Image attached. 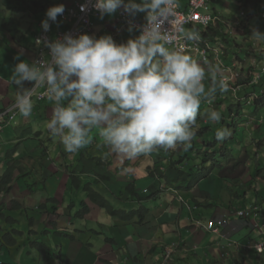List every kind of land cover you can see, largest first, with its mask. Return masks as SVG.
Instances as JSON below:
<instances>
[{"label":"crops","instance_id":"0c3cea01","mask_svg":"<svg viewBox=\"0 0 264 264\" xmlns=\"http://www.w3.org/2000/svg\"><path fill=\"white\" fill-rule=\"evenodd\" d=\"M105 1L109 6L114 4L118 9H125L130 17L140 21H146L154 11L163 7L164 2V0ZM189 2L190 0H178V5L181 10H189ZM55 6L52 5L51 16ZM118 12L108 9L103 17L99 18L101 19L100 21H97L98 18H94L95 24H98L95 30L92 33H86L88 35L84 34L79 37L68 49L67 54L70 63L67 67V73L70 70L71 75H67L61 84L60 99H50L44 103L36 101L33 105L21 109L13 122L8 117H2L1 114L10 109L8 107L20 99L25 90L30 88L34 82L33 80L32 83L23 86L29 81L30 76L33 75V63L36 56L34 42L33 62L26 66L22 57L18 56L21 62H14L9 59L11 65L6 69L0 67V89L9 103L11 100L13 101L6 105L5 100L0 107V133L6 139L9 135L5 127L7 125L10 126L11 123L17 124L13 133L16 145L13 159L24 160L26 165L25 167L22 166L17 176L25 172H33L34 174L47 176L45 178L46 181L44 180V185L48 179L53 177L61 178L60 182H62L65 172L60 167L62 166L60 160H64L67 162V169L72 173L71 176L73 177L84 176L83 172L86 173L84 169L88 172L94 171L92 173L100 176L98 178L100 183L96 184L97 187H101L113 194L116 191L117 197L114 198V201H117L120 206L124 204L125 207L132 206V210L139 209L142 206L146 210L144 220L147 224L130 226L135 229V235L132 234V229L121 232L115 226H112V229L111 227L109 229L103 227V234L106 235V249H100V251L96 252V246L93 243L85 244L83 248L78 250L77 255L76 253L73 254V264H126L128 259V264L129 261L134 264H148L149 262L151 264H179L181 261H186V264H198L195 257L188 261L189 252H192L194 256L200 255L201 257H206V259L210 258L214 255L213 251L222 252L219 248H225L226 244L227 248L229 245L232 246V239L237 236V232L245 231L249 227L243 228V223L246 219L243 220L237 215L234 217L223 216L221 210L214 208L213 205L212 208L214 210L209 206H202L204 200H209L210 198L212 200L213 198L220 199L219 191L216 190L217 185L207 189L208 187L205 186H207L208 182H206L200 185L201 190L197 186L194 189L184 191L176 188L172 189L167 182L166 184L161 179H155V177L151 176L156 175V170L163 171V169L160 167L162 164L159 169L155 166V160L152 156L154 154H151V151L154 150L151 145L154 142L152 138L146 139L149 134L147 123L151 117L155 119L158 114H163V117L168 119L167 124L169 125L170 123L169 127H165L167 131L169 130L167 137L171 136L168 139L169 141L162 140V138L160 140H162L163 146L169 144L168 142L176 137L175 133L180 136L179 129L181 126L179 124L184 122L185 118L191 117L192 121L195 120L196 116H193L196 113L195 105L201 102L202 93L207 94L209 92L208 94L215 95L216 91H219V80L223 72L220 67L212 63H203L201 58L199 60L192 54H186L177 64V68L191 76V79L185 80L188 82L184 83L185 81L183 82V80L174 77L173 72L168 69V65L171 62L175 63L171 48L163 42H158L154 45L148 44L131 62L132 76L125 80L124 85L128 91V97L123 101H119L109 94V86L113 81L123 77L122 66L132 56L128 42L134 40L137 37V33L134 29L124 28L120 25ZM218 12L221 11H218L215 7L211 11L217 18L219 17ZM50 23L51 19L49 22L41 24L39 29L36 28V32L50 25ZM35 27L37 26L35 25ZM59 28H61L60 24H53V35ZM193 31L195 29L192 27L188 30L189 33ZM200 32L213 46L219 47L224 51L225 55L227 54L226 49L231 52L228 60L225 56H222L227 65L238 64L237 58L239 56L237 57V55L242 54L239 52L240 48L236 47L235 41L232 39L229 41L230 46L228 43L223 44V37L228 39L230 35L219 19L210 28L202 29ZM90 63L91 66L87 68V64ZM203 65H207L209 67L208 70ZM199 77H207L210 80L207 86L206 84L198 83L197 79ZM70 81L73 82L70 83ZM205 86L208 87V90L205 89ZM193 90H196V94L192 93L191 95L189 92ZM80 92L83 94L80 95ZM65 96L68 98L66 99ZM60 100H63V102L59 103L58 101ZM47 102L53 103L46 105ZM175 106L179 107L175 108ZM154 107L158 108V112L153 109ZM146 110L148 111L147 116H145ZM176 112H186V116L182 114L178 116ZM206 123L209 124L210 122L207 120ZM115 125L121 128L118 138L115 131L110 132V128L116 127ZM33 127L35 130H33ZM125 128H128L129 136L124 135L122 139L121 133ZM105 130L107 133L109 132V138L99 140L101 135L106 133ZM26 133L43 141L46 140V142L51 141L50 145H52V148L45 147L42 151L39 150L37 141L28 142L24 139ZM183 133L185 132L183 131ZM133 136H135V142L132 141ZM150 137L153 136L150 135ZM190 139V137L185 138L180 143L173 141V151L179 148L180 145L184 146L190 143ZM144 141L149 143L145 144ZM103 143L108 145L107 153L101 151ZM81 145H84V156L79 158L75 152L81 150ZM51 151L55 152V158H57L59 164L52 167L49 162H46V167H52L48 169L43 166V162L48 159L47 156H50ZM66 151L70 153H66ZM140 157L142 159H139ZM98 158H102L103 165L98 163ZM41 159H43L42 162ZM127 159L132 161V167L127 168L124 165ZM118 160H121L122 164H119ZM168 161L170 165H173L170 160ZM172 167L168 169L171 173L166 175L171 180H175L179 177L178 169L180 166L178 169L175 166ZM108 172H112L114 176H108ZM149 172L153 174L149 176ZM115 176L117 177L113 178ZM185 178L183 177L182 180H185ZM150 179L152 181H148ZM140 180L142 181L139 183ZM68 181L71 182L70 179L65 180L64 187ZM89 181L85 180L86 183ZM143 181L154 183L157 186L154 192L157 196L154 200H143L139 204L133 201L136 198L133 194H130L134 191V187L137 194L144 190L148 192L146 195H154L151 189L144 186L145 184L142 187L139 185ZM23 185L24 181L14 185L12 192L14 197H17L15 194L18 191L22 192L24 190V188H21ZM112 186L116 188L115 191ZM164 188H167V190L165 191ZM71 189H75V186ZM121 193L123 198L119 197ZM144 195L141 194L140 196ZM36 200L35 198L34 201ZM41 200L43 202L46 201L43 198ZM20 202H24V200ZM37 202L36 205L39 206ZM73 203L76 204L75 201ZM110 203L111 206L114 204L113 202ZM32 204H34L33 201ZM117 207L118 205L113 206L114 210H121V208L118 209ZM76 208L78 209L79 207ZM90 210L93 212V208H90ZM103 210L102 213L107 214L106 209L103 208ZM63 215H66L65 212L56 216L60 219L58 223L62 226L68 221L63 219ZM108 215L110 218L102 217L99 221L95 215L92 217L88 216V218L97 220L98 224L104 221L109 226L114 225L117 221L111 222L110 219H113V217L110 213ZM221 217L230 218V224L222 228L220 233L215 234L203 228H196L197 222L200 221L199 219L209 221ZM88 218L83 220L87 221ZM37 222L39 221L37 220ZM58 223L55 222V224ZM117 225L123 226L121 221ZM76 230L78 234L82 233L89 236L90 232L94 231V227L86 225L85 228L82 226ZM123 233L126 234L125 237H123ZM25 236L27 237V235ZM158 236H161L162 239L156 244L154 240ZM24 239L25 237L19 238L18 243L13 247H2L0 264H37L36 259L40 260L41 255L46 257L45 251L38 252L37 257L35 255L37 254L36 251L30 245V239H25V241ZM259 239L264 242L262 236H259ZM132 240L134 241L132 242ZM20 242L21 245H19ZM171 243L179 252L182 251L178 252L175 257H172L175 252L172 251ZM69 245L70 243L67 244V246ZM129 245L130 247H128ZM161 249L162 252H160ZM106 250H112V252H106ZM144 251H148L151 257L149 258ZM181 256H185V259L182 260ZM67 263L72 264V261L67 260ZM55 264H59L58 261H55Z\"/></svg>","mask_w":264,"mask_h":264},{"label":"rangeland","instance_id":"374dc122","mask_svg":"<svg viewBox=\"0 0 264 264\" xmlns=\"http://www.w3.org/2000/svg\"><path fill=\"white\" fill-rule=\"evenodd\" d=\"M82 2L83 0H51V6L52 5H59L63 8H70L76 5L77 2ZM76 2V3H75ZM62 5H60V4ZM74 4V5H73ZM210 9L213 10L214 7L221 12L219 13V21L220 23L226 27L229 33L228 40L230 41L231 39L235 41L236 47L240 48L239 52L242 54L237 58V65H238V70L240 71V76L238 80L232 84V90H230L228 93L225 95H222V92L220 94L212 95V94H204L202 93V96L204 99H213L211 104L209 105L207 102H204L203 100H200L201 102L197 103L195 105V110L198 111V108H200L202 111L199 113H196L195 120L192 121V118H185L184 122L178 123L181 126V131H184L185 133H181V141H183V138L190 137L191 139L194 136V132L198 130L197 125L199 124L200 121L205 120V122L209 118H214L218 117L219 118V125L217 124L216 121H214L211 125L212 129L208 134H205L204 136H198L196 138V142L198 143L197 147L201 149V156H200V162L202 166L206 164L205 159H209L211 162V165L213 164V159L215 158V155L210 157V150L205 147V142L206 141H214L215 138L217 137H226L228 135H231L234 139V143L231 144L230 148L232 150V155L237 157V159L229 164L228 170L226 172L222 173L221 176L226 179H230L235 175V173L242 175L240 177V181L236 180V187H227L224 185V188L219 191L220 196L218 199L219 201L215 202L211 198L209 200H204V205L209 204L213 205L214 208H218V210H221V213L223 216H228V217H234L237 213V211H240L242 208L238 206H234V202L236 201V198L234 196V192L232 190H236L234 188H238V186L243 183L242 187L244 191L252 192V188L248 187V183L252 185L257 184L256 187V192L257 194L255 195L253 192L249 195L251 200L254 201L256 200L257 195L260 196L261 202L258 204V211L255 213L259 214V217L256 216V219L254 220L253 216L251 217L252 222H249L245 220L243 223V228L244 227H249L245 231H238L237 236L233 237L232 239V246L229 245L227 248V244L225 248H219L222 252H216L213 251V256L210 258L206 257H201L200 255L195 256L197 259V263H202L204 264H264V249L263 251H259L257 248L254 247L255 244L261 243L262 240L260 241L259 236H262L264 238V223L261 221H258V218H263L264 219V181L261 180L260 178H254L255 175V170L256 169H261L264 171V107H260L259 110H257V107L255 104H253L252 98L248 95L246 97H242L241 91H244L247 88H252L254 85H258V83L264 81V0H216L210 3ZM8 17L10 16V13L7 14ZM50 13V9L47 10L44 13H40L38 15L32 16L31 18L25 14L24 16L19 15V17L22 19L21 23V28L23 29V32L25 33V42L23 46H20L16 44L12 38L7 35L8 37V44L4 45L1 51V59H0V67L7 68L10 64V60L12 59L14 62H21V59H18V56H21L23 59V63L27 66L32 60V54L34 50L33 42H34V37L35 34L34 31L35 29H39L40 25L45 24L52 19V16ZM18 17V19H19ZM20 20V19H19ZM101 19H98L97 21H100ZM42 22V23H41ZM35 25L37 27H35ZM98 25V24H97ZM95 24V28L97 26ZM43 27V26H42ZM46 27V26H45ZM56 28V24H55ZM92 33V32H89ZM88 35V34H86ZM228 48V47H225ZM227 50V54L225 57L227 60L229 59V55L231 52ZM35 55V54H34ZM3 59V60H2ZM2 60V61H1ZM200 60V59H199ZM198 60V61H199ZM91 66L90 64H87V68ZM206 66L208 70L207 65ZM29 68V67H27ZM68 75H71L70 70H68ZM174 76V75H173ZM260 77V78H259ZM207 78V77H206ZM258 78V79H256ZM185 80H183L184 82ZM210 80L204 81L201 84H206ZM73 81H70L72 83ZM188 81H185L184 83H187ZM212 82V81H211ZM11 85V84H10ZM205 86V89L208 90V87ZM264 86V85H263ZM192 90V89H191ZM219 91H221L219 89ZM196 90L189 92L191 95L192 93H195ZM255 92V91H253ZM200 93V92H198ZM83 94L80 92V95ZM196 94V93H195ZM201 96V97H202ZM67 99L68 97L65 96ZM6 100V105L12 103L8 102L7 98H4V95L2 94V91L0 89V107L3 105V101ZM55 100V99H51ZM49 101V100H47ZM46 101H43L41 103H44ZM59 103H62L63 100L58 101ZM239 102L241 103L242 106L239 107ZM16 103V102H15ZM14 103V104H15ZM35 103V102H34ZM53 102H47L46 105H49ZM185 103V102H184ZM13 104V105H14ZM13 105L9 106L8 108H11ZM33 105V104H32ZM212 106V107H210ZM153 109H156L155 107ZM238 109H240L238 111ZM148 110V108H147ZM146 110L145 116L148 115V111ZM232 111V112H231ZM174 112V111H173ZM253 112H257L256 115H253ZM186 116V115H185ZM156 118H159L160 120L156 122L157 126H161L162 128L169 127L168 119L166 117H163V114L158 116ZM172 119V118H171ZM170 119V120H171ZM222 121V124L221 122ZM166 123V124H165ZM206 125H209L208 123H205ZM17 125V124H16ZM16 125L14 123H11V125H7L5 129L8 132V137L4 139L3 135L0 133V157L2 158L3 164L6 165L8 162V158H4L6 154L10 150L16 149V145L14 143V131L16 129ZM102 125V124H101ZM116 127L110 128V132L115 131L117 133V138L119 137V134L121 132V128L115 125ZM130 129V128H129ZM33 130L35 128L33 127ZM167 131V129H164ZM226 130V131H224ZM169 131V130H168ZM167 131V132H168ZM178 131V130H176ZM106 133H103L100 137L99 140H106L109 138L107 131L105 130ZM129 130L128 128H125L122 133H121V138H124L125 136H129ZM176 134V139L179 141L180 136L178 133ZM204 134V133H202ZM26 139L28 142L30 141H37L38 144V149L42 151V149H45V147H51L50 145L51 141H43L40 138H36L35 136L26 133L25 135ZM135 136L132 137V141L135 142L134 139ZM221 139V138H219ZM180 141V142H181ZM62 142V141H60ZM145 144H148V141H144ZM162 143H160L159 147L161 146ZM163 145V144H162ZM9 146V147H7ZM152 147L154 146L151 145ZM186 146V145H185ZM185 146H182L184 148ZM156 148V147H155ZM162 151H164V146L162 147ZM208 149V153L206 150ZM161 151V150H160ZM66 153H70L67 152ZM2 154V155H1ZM172 154V153H171ZM169 155V154H168ZM154 156V155H152ZM171 156V155H170ZM191 156H194L193 153H191ZM48 159H45L43 162V166L46 167V162H49V165L51 164L52 167H55L58 165V160L55 158V152L51 151L50 156H47ZM160 157H154L155 162L159 159ZM44 159V158H43ZM41 159V162L42 160ZM139 159H142L141 157ZM177 159V158H176ZM32 161V160H31ZM163 161V160H162ZM119 164H122L121 160L117 161ZM60 163H62L61 169L62 171L65 172V177L62 182L61 178H50L47 180V182L44 185V182L46 181L45 178L47 176H41L37 173L33 172H25L26 174L25 177H23L24 184L28 182V185L31 186L35 194H40V192H44L40 194V198L47 200L48 197H53L55 199L54 205L57 206L55 211H51V215L48 216L46 219L47 215L42 216V211L40 210V207L36 205V202L32 204L31 210H28V213L24 212V214L27 216H34L36 219V226L33 227V230L35 232H42V229L39 231L38 226L40 225L38 221L41 219L45 221V225L43 227V241L41 242L44 244L48 250H44V247H40L38 245L31 244V247L36 251L37 254H35L38 257V252H44L46 253V257H42L41 259H36L37 264H55V261H58L59 264H70L67 263V260H71L72 264L74 261L73 254L76 253L79 249L83 248L85 244L88 245V243H93L96 246V252L100 251V249H106V244L105 243V237L106 235L103 234L102 228L105 227L106 229H109L112 226H115L117 230H120L121 232L125 230H130L132 229V234L135 235V229L133 227L128 226L127 223L132 224L134 226V220L138 218V216L131 215L130 218L128 219V216L130 212L134 211L131 208L132 206L125 207V204L123 206H120L117 201H114V198L117 197L115 187L112 186V189H114V194L108 191H105L101 187H97V185L92 184L91 188L95 190L96 192L100 193L102 196H104L108 201L113 202L114 204L112 206L118 205V209L121 208V211L126 212L124 215L120 212H118L117 217H113V219H110L111 222H115L114 225L109 226L107 223L104 221H101V224H98L97 220L99 221L102 217H107L110 218L109 215L102 213L104 210L98 204L95 202L93 199L89 198L90 192L86 191L85 189L82 188V190H75V189H69L66 186L64 187L65 180L70 179L71 174L68 169H67V162L64 160H60ZM132 161L130 159H127L124 163V165L128 167H132ZM157 165H160L157 163ZM21 166L25 167V163L23 160V163ZM52 167H46V168H52ZM162 167V166H160ZM173 168L172 166L170 167H162L163 169V174L171 173L168 169ZM168 170V171H167ZM86 172L87 170L84 169ZM148 171V170H147ZM17 171L16 173H18ZM70 175V176H69ZM83 180H84V186L86 184V181H92V180H97L100 178V176L88 172L84 173L83 172ZM151 175V174H150ZM149 175V176H150ZM161 173L159 170H156V175H151L155 177V179H158L161 177ZM264 175V173H263ZM108 176H114L112 172H108ZM117 176L113 177L116 178ZM110 178V177H109ZM161 179V178H159ZM45 180V181H44ZM166 183V179H161ZM142 180L139 181V183ZM152 181V179L148 180ZM226 181V180H224ZM54 182V183H53ZM208 182L207 189H210L214 187L215 183L213 179H208L204 183ZM19 183V182H18ZM229 183H232L230 181ZM58 184V185H57ZM62 184V185H61ZM145 184V185H144ZM167 184V183H166ZM220 185V182H218ZM61 185V186H60ZM141 187L147 186L148 189H151V191L154 193L156 191V185L151 182H145L143 181L141 184H139ZM234 185V184H233ZM24 186V185H23ZM71 187V186H70ZM110 187V186H109ZM203 187L204 189H206ZM58 190V191H57ZM72 190V191H71ZM141 190V189H140ZM166 191L167 188H164ZM163 190V191H164ZM244 191H240L241 193ZM72 192V193H71ZM123 193V191H122ZM122 193L119 195L120 198H123ZM152 193V194H153ZM233 193V196L231 195ZM139 194H148L147 191H142ZM217 194V191H216ZM17 197H14L13 193H6L3 194L0 197V203L7 202L8 204L10 202L15 201L14 199H19L18 201L20 202L21 200H24V203H27V198L30 196V191H25V193H22L21 191H18L17 194H15ZM24 195V196H23ZM118 198V199H120ZM35 197H33L32 200H34ZM38 200L37 204H46L47 201L43 202L42 200ZM129 199V198H127ZM75 201L76 205L74 208H71V204ZM89 204L90 208H93V212L96 216L97 220H91L88 219L87 221L81 220L79 217L81 215V212L85 208L82 206L83 202ZM43 202V203H42ZM32 203V201H31ZM52 201L48 202V204L45 207L50 208L52 205ZM247 205V204H246ZM76 207H79L78 209ZM223 207V208H221ZM28 208V207H27ZM25 208V209H27ZM212 208V210H214ZM221 208V209H219ZM249 209L247 210H257L256 207H252V205L248 206ZM70 212L73 214L72 216L77 218V220L74 222L73 227H65L60 225L58 222V217H56L58 214H62L63 212ZM84 212V211H83ZM71 214H66L63 219H67L68 217H72ZM80 214V215H78ZM122 215V216H121ZM20 218V224L19 228L24 233L25 235L28 233H33L30 232L31 225L29 224V221L25 220L24 217H19ZM132 219V220H131ZM230 219V218H229ZM3 219L0 218V221ZM200 221L197 222L196 228L197 229H205L203 219H199ZM65 221V220H63ZM122 221L123 226H118V222ZM41 222V221H40ZM57 222L58 224H55ZM249 224V225H248ZM26 225V226H25ZM42 225V224H41ZM86 225H89V227H94V231L90 232L89 236L82 234V233H77V230L75 227H86ZM25 226V228H24ZM242 226V225H241ZM45 232V233H44ZM241 232V233H240ZM24 235L25 239L26 236ZM126 234L123 233V237H125ZM257 238V239H256ZM161 236H158L154 240V242L157 244L159 240H161ZM248 239V240H247ZM243 240L252 241L255 244H250L249 247L251 250L245 254V256L242 255V247L236 248L234 247L235 245H240L241 241L244 243ZM134 240H132L133 242ZM131 242V243H132ZM67 246V244H69ZM173 243L170 244V246L173 248L172 251L175 252V254L172 257H175L178 255V249L174 246H172ZM242 244V243H241ZM21 245V242L20 244ZM159 245V244H158ZM3 247L2 240L0 238V251ZM17 247V246H16ZM130 247V245L128 246ZM152 247V246H151ZM163 247V246H161ZM78 248V249H77ZM145 250V249H144ZM112 252V250H110ZM109 250H106V252H110ZM162 252V249L161 251ZM182 252V251H180ZM179 252V253H180ZM144 253L147 254V256L150 258L151 256L148 254V251H144ZM194 254L192 252H189L188 254V261L193 258ZM162 257V255H161ZM182 257V256H181ZM45 258V259H44ZM185 259V256L182 257V260ZM211 259H216V262H208ZM129 260V259H128ZM128 260L126 264H128ZM149 261V259H147ZM84 261V260H83ZM186 261H181L179 264H186ZM129 264H134L132 261H129ZM148 264H151L150 262Z\"/></svg>","mask_w":264,"mask_h":264},{"label":"trees","instance_id":"16d2710c","mask_svg":"<svg viewBox=\"0 0 264 264\" xmlns=\"http://www.w3.org/2000/svg\"><path fill=\"white\" fill-rule=\"evenodd\" d=\"M52 6H51V0H0V59H1V51L4 45L8 44V37L7 35H9L12 40L20 45L23 46L24 42H25V33L23 32V29L21 28V23H22V19L19 17V15L24 16L25 14H27L30 18L32 16L38 15L40 13H44L47 10H51ZM8 13H10V16L8 17ZM19 17V19H18ZM35 36L39 33L34 31ZM222 36V35H221ZM224 43H229V40L226 37H223ZM235 43V42H234ZM237 56H240L239 54ZM264 81L258 83V85H254L252 88H247L244 91H241V96L242 97H246L251 94H256L255 96L252 97V100L254 101L253 104L256 105L257 110L260 109V107H264ZM255 91V92H253ZM221 91H216V94H220ZM128 97V91H127V95ZM60 99V98H59ZM242 106L241 103L239 102V107ZM179 106H175V108H178ZM156 108V107H155ZM162 109V108H161ZM160 109V110H161ZM158 112V108L154 109ZM240 109H238L239 111ZM200 111H202L200 108H198V111H196V113H199ZM232 112V111H231ZM193 116H195V114ZM257 112H253V115H256ZM142 114V113H139ZM185 115L186 112H176V115L180 116V115ZM195 118V117H194ZM193 118V119H194ZM159 118H155L153 119L151 117V119H149L148 123H147V128H148V132L149 130H151V128L153 126L156 125V122L159 121ZM216 121L217 124L219 125V118L218 117H214V118H209L208 122L209 125H206L205 120H202L199 122V124L197 125L198 130L194 132V136L192 139H190V143H187L186 146L184 148H182V145H180L179 148H177L175 151H173V147L172 144L174 142L176 143H180L181 141V133H183V131H181V129H179L180 132V140L178 141L175 138H173L170 142H168L169 137L165 138V140H168L167 142L169 144L164 145V151H162V147L163 145L161 144L162 147H159L161 140L160 137H150V134H148V138L146 139H150L152 138L153 142H154V150L151 151V154H154L153 157H160L156 162H155V166L159 169V166L162 164V167L166 166V167H170V166H175L177 169L180 166L179 170V177L176 178L175 180H171L169 177H167V175L163 174V171H159L162 175L161 179H166L165 181L171 185V188H176L179 190H191L196 188L197 186L203 184V182H205L208 179H213L215 185H217L216 190L217 191H221L224 188V185H226L227 187H236V180L240 181V177L242 175L235 173V175H233L232 178L230 179H226L223 178L221 176L222 173L226 172V170H228V166L229 164L232 162H234L237 157L232 155V150L230 148L231 144L234 143V139L231 135H228L226 137H216L214 141H206L205 147L208 148L210 150V157L212 158L213 155H215V158L213 159V164L211 165V162L209 161V159H205L206 164H204L202 166L201 162H200V156L202 155L201 153V149L197 147L198 143L196 142V138L199 136H204L205 134H208L212 127V123ZM222 124V121H220ZM226 131V130H224ZM167 132H162V136H164ZM204 133V134H202ZM188 138V137H186ZM221 138V139H219ZM185 140V138H183ZM174 141V142H173ZM84 146V145H83ZM81 145V150H77L75 152L76 156H78L79 158L84 156V147ZM98 147V146H97ZM156 147V148H155ZM107 149H108V145H106L105 143H103L101 145V151H104L107 153ZM180 149V150H179ZM208 149L206 150V152L208 151ZM161 150V151H160ZM16 151V149H15ZM14 150H10L6 156H4V158H8V162L6 165L3 164L2 161V156L0 157V197L3 194L6 193H12L14 190V185L20 181H23L22 178L26 176V174H21L17 176V171L20 172V170L22 169L21 164L23 163V160H17V159H13L14 156ZM100 151V152H101ZM172 153V154H171ZM191 153L194 154V156H191ZM208 153V152H207ZM208 153V154H209ZM169 154V155H168ZM171 155V156H170ZM177 158V159H176ZM155 160V159H154ZM163 160V161H162ZM173 164L170 165L169 161ZM98 163L103 165L104 162L102 160V158H98ZM80 163L82 165V162L80 160ZM157 163H159L160 165H157ZM94 166V165H93ZM95 169V166H94ZM98 169V168H97ZM255 177L254 178H260L261 180L264 181V171H262L261 169H256L255 170ZM18 172V173H19ZM94 171H91V173ZM86 173H88V171H86ZM153 174L152 172H149V175ZM240 176V177H239ZM183 177H186L185 180H182ZM103 178V177H102ZM70 181H68L67 183V187L69 189H71L72 187L75 186L76 189H85L86 191L90 192V198L93 199L95 202H97L98 204H100V206L104 209H106L107 211V215L110 213L112 215V217H117L118 212H120L121 210H114L113 206H111V203L106 200V198L104 196H102L101 194L97 193L95 190H93L91 188L92 184H99L100 181L97 179L95 181H89L85 184L84 186V180L82 178V176L79 177H70ZM226 180V181H224ZM230 181H232V183H229ZM70 182V183H69ZM218 182H220V185L218 184ZM234 184V185H233ZM243 185V183H241L238 188H234L236 190H232V192H234V196L236 198V201L234 202L233 207L238 206L241 207L242 209L240 211H237L236 215L245 220L247 219L249 222H252L251 217L253 216L254 220L256 219V216L259 217L258 213H255L258 211V204L259 202H261L260 200V196L257 195L256 200L252 201L250 198V194L253 192L255 195L257 194L256 192V187L257 184H254L253 187L251 184H247L248 187L252 188V192H248V191H244L243 188H241ZM71 186V187H70ZM130 187V186H129ZM21 188H24V190H22V193H25V191H30V196L27 198V203L24 202H19L17 199H14L15 201L10 202L9 204L7 202H1L0 203V218L3 219L2 221H0V238L2 240L3 246L9 248V247H13L18 243V239L19 238H24V233H22V231L20 230V218L19 217H24V219H27L29 221V224L31 225L30 228V232L33 233H28L26 234V240L30 239V245L34 244V245H38L41 248L42 247H46L44 244H42L41 242L43 241V227L45 225V221L48 218L49 215H51V211H55V209L57 208V206L54 205L55 199H53V197H48L47 198V203L46 204H41L40 206V210L43 212V215H47L46 219L43 221L42 219L39 221L40 225L38 226V230L40 231L42 229V232H35L33 230V227L36 226V219L34 216H26L24 214V212L28 213V210H31L30 207H32V203L31 201L37 202V200H40V194L44 193V192H40V194H35V192L33 191V189L31 188L30 185H28V182L24 184V186H22ZM264 189V188H262ZM240 191H244V192H240ZM131 195L133 194V196H135L136 199H133L134 202H138L139 204L142 203L143 200H154L156 199L157 194L154 193V195H144V196H140L141 194H137L135 191V187H134V191H132V193H130ZM220 194V193H219ZM233 196V193L231 194ZM33 197H35L37 200L34 201L32 200ZM214 201H218L217 199H214ZM52 201V205L50 206V208L48 209V207H45L48 202ZM130 201V200H129ZM72 203V201L70 202V204ZM247 204V205H246ZM76 204L72 203L71 204V208H74ZM252 205V207L254 208V206L256 207L257 210L252 211L247 210L249 209L248 206ZM260 205V204H259ZM82 206H84L85 208L83 209V211L81 212L80 215V219L83 220L85 218L92 217L94 216V212H91L92 210H90L88 203L83 202ZM203 207H210L212 208V205L209 204H205L202 203ZM28 207V208H27ZM234 207V208H235ZM27 208V209H25ZM134 211L130 212L128 219L130 218L131 215H137L138 218L134 220V225H146L147 222H145L144 218L146 215V210L144 208H142V206L139 209H133ZM241 211H244L246 213V216H241L240 214L238 215V213H240ZM121 213L124 215L126 212L121 211ZM65 214H71L70 212H65ZM73 214H71L72 216ZM65 216V215H63ZM67 216V215H66ZM122 216V215H121ZM132 217V216H131ZM89 219V218H88ZM258 221H261L264 223V219L258 218ZM68 221H66V223L64 224L65 227H73L74 226V222L77 220V218L75 217H68L67 218ZM132 220V219H131ZM122 222V221H121ZM202 223H206L207 221L203 220L201 221ZM42 224V225H41ZM127 225L131 226L132 224L127 223ZM76 229L78 227H75ZM80 229V228H79ZM45 233V232H44ZM248 240V239H247ZM25 241V239H24ZM244 243L241 241L240 245H235L234 247L239 248L242 247V255L245 256L246 253H248L250 251V249L248 248V246L250 244H255L252 241H246L243 240ZM263 242V241H262ZM240 249V248H239ZM44 250H48L47 248H45ZM195 256H193L194 258ZM196 258V257H195ZM208 260V259H207ZM216 262V259H211L208 262ZM202 264H204V262H202Z\"/></svg>","mask_w":264,"mask_h":264},{"label":"built area","instance_id":"2783aa9c","mask_svg":"<svg viewBox=\"0 0 264 264\" xmlns=\"http://www.w3.org/2000/svg\"><path fill=\"white\" fill-rule=\"evenodd\" d=\"M213 0H190L189 10H181L178 0H164L163 7L154 11L146 21H140L130 17L125 9H118L114 4L110 6L105 0H83L77 2L75 6L63 8L59 5L53 8L50 25L43 27L42 30L34 37L36 47V56L32 76L23 86L32 83L21 99H19L10 109L1 114L2 117H8L13 122L18 112L32 104L33 101H47L57 97L60 93L62 82L67 77L66 67L70 60L67 54L68 49L75 41L85 33L95 30L94 18H102L110 9L118 12V21L124 28L134 29L137 37L128 42L132 51V56L122 66L124 75L121 79L113 81L109 86V94L119 101L127 99V89H125V80L132 76L130 64L133 59L139 55L142 49L148 44H157L163 42L171 48V54L175 63L168 65V69L177 79H191L190 75L185 74L177 68V64L186 54H192L196 58H201L203 63L214 64L220 67L223 74L219 80V87L222 95L232 90L231 85L235 83L240 71L238 65H227L222 56L225 52L219 47H215L200 32L202 29L210 28L216 21L217 17L210 11V3ZM61 25L55 35H53V24ZM195 31L189 33V28ZM260 78V77H259ZM258 79V78H256ZM209 80L206 77H199L198 83ZM256 94H251L252 98ZM200 100L211 104L213 99ZM153 133L157 130L153 129ZM246 216L244 211L238 215ZM229 224V220L218 218L206 223L205 229L212 233H219L222 228ZM259 251H263L264 242L254 245ZM251 250V248L248 246Z\"/></svg>","mask_w":264,"mask_h":264},{"label":"clouds","instance_id":"9594fccd","mask_svg":"<svg viewBox=\"0 0 264 264\" xmlns=\"http://www.w3.org/2000/svg\"><path fill=\"white\" fill-rule=\"evenodd\" d=\"M57 6V5H56ZM86 34V33H85ZM84 35V34H83ZM35 45V44H34ZM36 48V47H35ZM70 63V62H69ZM69 65V64H68ZM68 67V66H67ZM67 67H66V71H67ZM131 70V69H130ZM67 75H68V73H67ZM66 79V78H65ZM181 80V79H180ZM184 80H188V79H184ZM28 89V88H27ZM26 89V90H27ZM25 90V91H26ZM60 93H61V87H60ZM60 93H59V95L57 96V97H55V98H53V99H57V100H59V98H60ZM21 99V98H20ZM19 100V99H18ZM17 100V101H18ZM16 101V102H17ZM37 101V100H36ZM36 101H33L32 102V104H34V102H36ZM37 102H39V101H37ZM39 103H41V102H39ZM32 104H30L29 106H31ZM210 105V104H209ZM29 106H27V107H29ZM24 109V108H23ZM19 113V112H18ZM153 129H155V130H157V133H153L152 132V130ZM165 128H162L161 126H157V125H155V126H153L152 128H151V130H149V134L151 135V136H153V137H160V138H162V140L163 139H165L166 137H167V131L166 130H164ZM162 132H167L164 136H162ZM162 140H161V142H162ZM183 200V199H182ZM221 218H224V217H221ZM218 219V218H217ZM226 219H228V218H226ZM211 220H215V219H211ZM211 220H209V221H211ZM229 220V224H230V219H228ZM209 221H207L206 223H208ZM206 223H204V225L206 224ZM228 224V225H229ZM227 225V226H228ZM205 230H207V229H205ZM208 231V230H207ZM208 232H210V231H208ZM221 232V231H220ZM219 232V233H220ZM212 233V232H211Z\"/></svg>","mask_w":264,"mask_h":264}]
</instances>
